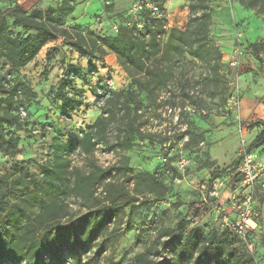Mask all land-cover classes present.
Here are the masks:
<instances>
[{
  "label": "rangeland",
  "instance_id": "obj_1",
  "mask_svg": "<svg viewBox=\"0 0 264 264\" xmlns=\"http://www.w3.org/2000/svg\"><path fill=\"white\" fill-rule=\"evenodd\" d=\"M191 1H167V29H186ZM62 2L0 0V8L18 4L27 14L46 13L50 7L61 8ZM133 3V0H70L74 10L58 22L61 32L67 29L68 33L49 40L32 62L16 70L20 77L30 81L37 94L21 104L18 113L26 123L22 128L4 125L5 130L16 128L20 152L15 158L0 152V173L20 197L12 196L11 204L3 205L1 217L8 216L10 206L21 214V223L2 227L0 264H132L139 254L158 264H237L236 261L264 264V188L258 187L254 193L256 227L251 228L255 232L250 248L226 240L223 235L222 215L238 213L233 209L234 199L229 198L233 187L216 189L210 184L214 173L229 171L240 160L243 146L257 150L264 157V144L255 147L264 130V48L261 47L264 46V14L242 5L239 0H210L213 12L209 39L216 47L211 57L214 65H218L217 70H209L203 62L180 54L171 60L174 67L186 65L184 72L190 78L187 104L182 106L178 100L174 104L173 97L166 102L168 91L178 93L177 79L170 77L168 87L158 93V104H148L146 94L141 91L142 128L154 136L152 140L132 135V147L124 149L116 141L123 133L114 130L109 144L97 147L94 161L110 168L114 176L110 179L128 187L133 199L124 196L119 209L81 220L88 211L83 206L84 199L67 197L63 204L66 217L52 224L58 230L62 224L77 219L78 227L60 233V239L58 232H53L36 252L25 247L29 237L21 240L39 213L43 220L49 214L41 209L36 194L21 196L25 188L15 163L26 161L32 172L42 176L41 164L52 157L53 135L63 141L80 140V128L93 123L100 114L99 107L93 105L91 84L102 82L116 90L131 84V77L118 63L114 51L106 46L107 52L101 55L102 42L95 38L116 36L122 23L133 25L137 21L142 28V18L133 11ZM7 21L13 38L18 34H35L12 26L11 18ZM89 34L95 37L89 38ZM78 35L84 36L86 42H96L94 53L100 59L81 56L69 44ZM238 46L244 52L239 58L240 68L233 69L230 60ZM84 48L89 53L92 51L91 44ZM69 65H81L86 70V80H76L77 86L85 91L86 102L77 111H69L56 93L63 71ZM12 69L9 61L0 56V79ZM9 112L15 113L7 96L0 92V113ZM87 165L83 156L71 154V167L85 169ZM138 172L152 173L163 183L161 200H145L156 197L147 190L146 184L136 186L137 192L133 191V175ZM99 193L94 197L103 199L104 194ZM209 238L212 248L207 244Z\"/></svg>",
  "mask_w": 264,
  "mask_h": 264
},
{
  "label": "trees",
  "instance_id": "obj_2",
  "mask_svg": "<svg viewBox=\"0 0 264 264\" xmlns=\"http://www.w3.org/2000/svg\"><path fill=\"white\" fill-rule=\"evenodd\" d=\"M146 1L148 4L156 5L159 12L153 14L152 8L147 5L136 12L142 18V28L138 27L137 21L133 25L122 23L116 36L100 38L102 40L95 38L97 42H102L101 55L107 52L106 46L114 51L118 63L131 77V84L120 90H116L102 82L91 84L90 91L95 97L93 105L99 107L100 114L93 123L88 124L85 128H80V140L63 141L53 135L50 144L52 157L41 164L42 176L32 172L29 163L26 161L19 160L15 163L16 170L20 173L21 183L25 188L21 196L25 198L28 194H36L42 204L41 209L49 214L43 220L41 213H39L36 216L37 218L33 219V226L21 235V240L29 237L25 244V247L29 250L40 251L46 239L53 235V232H58V239H60V233L65 234L67 231L78 227L76 226L79 221L77 219L62 224L58 227V230L52 224L54 221H60L66 217L67 213L63 204L64 199L67 197L74 196L84 199L83 206L87 207L88 211L81 217V220L92 214H107L116 210L115 208L119 209L120 199L124 196L133 199L134 196L131 195V190L128 187H122L110 179V176L111 178L114 177L111 175L110 168H103L94 161L95 151L99 145L109 144L110 136L114 130L117 133H123V136L118 135L116 141L124 149L132 147V135L152 140L154 136L145 133L142 128L143 112L141 108L143 100L141 91L146 94L148 104H158L156 102L159 91L168 87L170 77L176 78L179 85L176 89L178 93L175 95V91H168L169 95H167L166 102L173 97L174 104L178 101L182 102V106L187 104L186 99L190 97L187 93L190 78L186 77L184 72L186 65L174 67L175 64L171 60H173L175 54L186 56L189 59H197L203 62L209 70L218 69V65H214L211 57L216 47L209 39V28L213 12L210 0L191 1L189 5L190 15L185 30L167 29L165 27L167 22L165 6L168 0ZM239 2L244 6L255 9L258 13L264 14V0H239ZM73 7L70 0H63L61 8L57 10L50 7L46 13L34 11L27 14L19 8L18 4L5 9L0 8V56L5 57L13 67L0 79V92L7 96L11 109L15 111V113H0V152L7 156L15 158L20 152V137L16 135V128L5 130L4 125L22 128L26 123L22 121L24 119L18 113L21 104L24 105L37 94L30 81L20 77L16 70L32 62L49 40L54 39L58 34L68 33L67 29H63L61 32L62 27L58 22H61L65 16L71 13L74 10ZM8 18L13 19L12 26L22 27L25 31H34L35 34H18L13 38L11 26L7 21ZM162 34L165 35L162 36ZM94 37L93 34H89V38ZM77 39L69 44L81 56H89L91 59L101 58L94 53V48H97L96 42H86V38L82 35ZM87 44L92 46L90 53L84 48V45ZM251 46L257 48V45ZM246 47L248 48L247 45ZM261 47L264 48L263 45ZM89 64L92 68H95L92 61H89ZM216 64H220V62ZM85 74L86 70L81 65H69L63 71L56 93L69 111H77L86 104L85 91L83 87H78L76 83L78 78L86 80ZM70 89L72 93L69 91ZM25 108L27 109V107ZM46 135L49 134L46 133ZM74 142L76 145H74ZM263 144L264 130L260 133L255 147L258 148ZM248 150L257 153L260 158L263 157L253 148L248 147ZM73 152L85 158L88 164L85 169L70 166V156ZM238 164L239 160L229 171L222 170L214 173L210 181L211 188L214 181L219 178L229 179V185L232 187L239 184L242 178L237 172ZM133 176L135 178L133 191L137 192L136 186L146 184L147 190L154 193L156 197L152 200H145L150 202L161 200L160 189L164 185L152 173L138 172ZM262 186L264 184L260 183L256 189L258 187L264 188ZM97 192L104 194L103 199L94 197ZM12 196L20 197L16 189L8 183L6 176L0 173V238L2 227L21 223V214L10 206L8 216L1 217L3 205H10ZM235 216L231 214L232 219H235ZM222 229L226 240L230 239L249 247L235 231L224 227ZM254 232V229L249 232V243L252 245ZM63 242L64 244L67 243V241ZM207 244L210 248L213 247L210 238ZM236 263L239 264V261H236ZM132 264L158 263L148 259L145 254H139Z\"/></svg>",
  "mask_w": 264,
  "mask_h": 264
},
{
  "label": "built area",
  "instance_id": "obj_3",
  "mask_svg": "<svg viewBox=\"0 0 264 264\" xmlns=\"http://www.w3.org/2000/svg\"><path fill=\"white\" fill-rule=\"evenodd\" d=\"M133 11L142 10L144 5L152 8L153 14H158L159 9L156 5L148 4L146 0H133ZM238 48V49H237ZM235 49L236 55L230 60L231 68H240V57L243 54V47H237ZM239 164L237 167V172L240 174L242 180L239 184L233 187L229 198L234 199L233 209L237 210L238 213L234 212L236 215L235 219L231 218V214H225L222 217L221 225L225 229H230L235 231L249 246L253 247L249 243V232L251 228L256 227L255 218L253 216V203H254V193L258 184H264V160L260 158L257 153L248 150V147H242L239 153ZM229 179H216L213 183V187L218 189L221 187H228ZM235 192L236 195L234 194ZM237 200L241 202L237 203ZM250 222L253 224L251 225Z\"/></svg>",
  "mask_w": 264,
  "mask_h": 264
}]
</instances>
